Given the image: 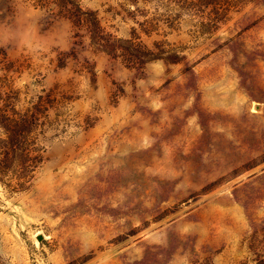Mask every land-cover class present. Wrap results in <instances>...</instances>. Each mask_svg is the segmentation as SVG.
Instances as JSON below:
<instances>
[{"label": "rangeland", "instance_id": "1", "mask_svg": "<svg viewBox=\"0 0 264 264\" xmlns=\"http://www.w3.org/2000/svg\"><path fill=\"white\" fill-rule=\"evenodd\" d=\"M0 264H264V0H0Z\"/></svg>", "mask_w": 264, "mask_h": 264}]
</instances>
